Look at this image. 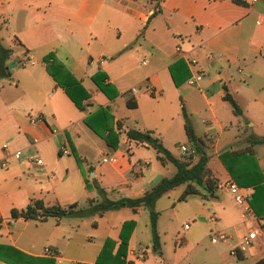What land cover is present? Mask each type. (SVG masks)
<instances>
[{"label": "crops", "instance_id": "crops-1", "mask_svg": "<svg viewBox=\"0 0 264 264\" xmlns=\"http://www.w3.org/2000/svg\"><path fill=\"white\" fill-rule=\"evenodd\" d=\"M244 1L0 0V42L17 56L14 65L6 58L9 74L0 77V147L7 143L0 153L7 161L0 167V264H166L161 239L171 237L180 253L169 264L264 260V237L230 253L249 227L264 224V142L254 143L251 153L231 152L264 135V0ZM24 56L28 60L20 64ZM198 69L202 77L188 83ZM225 90L241 113L232 110ZM183 105L207 143L214 179L213 190L183 200L191 217L199 218L202 231L194 240H185L191 224L170 231L160 226L159 211L155 248L143 207L107 210L89 222L11 218V208L34 197L62 205L99 197L86 186L88 173L110 197L143 194L176 167L161 163L152 146L128 140L125 131L148 130L180 157L179 145L188 152L193 146ZM224 180L250 188L257 220L243 218L232 194L216 185ZM217 229L230 237L201 247ZM3 245L18 251L10 255ZM46 246L57 254L45 253ZM38 247L43 249L33 250Z\"/></svg>", "mask_w": 264, "mask_h": 264}, {"label": "trees", "instance_id": "trees-1", "mask_svg": "<svg viewBox=\"0 0 264 264\" xmlns=\"http://www.w3.org/2000/svg\"><path fill=\"white\" fill-rule=\"evenodd\" d=\"M234 1L240 3L245 2L244 0ZM9 53L10 49L2 45L0 42V77L7 76L9 74L5 63ZM224 98L230 102L232 105V110L235 113H241V107L227 90L224 92ZM182 110L185 117L186 135L191 142L194 141V146H192V151L189 154L182 155L180 157L174 155L161 143L158 137L153 136L148 130L128 128L125 131L128 140H132L135 143L141 145L152 146L156 150V157L161 163L172 162L176 167L174 173L159 177L149 188L144 191L143 194L139 196L123 195L115 198L110 197L107 195L105 189L99 184L97 179L94 178V176L89 177V174H86L84 177L86 186L95 188L99 193V197H88L86 202L83 204L75 201L68 205H62L58 202L46 204L43 199L34 197L31 198L30 202L24 207L11 208V218L22 216L27 219L41 221L47 219L48 217H54L56 220H58L63 216L85 217L90 215H102L107 210L117 209L124 206L130 207L133 211H136L139 207H143L146 208L149 213L153 245L155 248H159L160 239L157 228L159 210L155 206L156 200L169 189L181 184H184V188L177 196V200H184L192 194H201L202 189L205 191H211L214 188V179L211 176L212 170L208 165V160L211 154L207 149V143L203 137L197 135L194 132L193 127L189 123L184 105L182 106ZM110 136L111 131L105 135L108 142H110ZM258 142H264V135L253 136L249 146L237 150H231V152L234 154L251 153L253 152V144ZM116 144L117 138L113 146H116ZM225 152L226 151H223L221 156H225ZM75 156L78 163H80L82 160L80 155L76 153ZM194 156L197 157L195 161H193ZM132 222L133 221L124 222L123 227L125 228L128 223ZM3 246L11 249L8 251L10 255L13 254V250L16 252L18 251L12 246ZM1 257L2 256L0 255V258ZM4 260L10 264H14V261L11 259ZM252 264H264V260L258 259Z\"/></svg>", "mask_w": 264, "mask_h": 264}, {"label": "built area", "instance_id": "built-area-1", "mask_svg": "<svg viewBox=\"0 0 264 264\" xmlns=\"http://www.w3.org/2000/svg\"><path fill=\"white\" fill-rule=\"evenodd\" d=\"M208 58H212V54L208 53L207 55ZM28 60V57L24 56L20 59V64H25ZM190 63H195L196 60L194 58L189 60ZM203 71L201 69L198 70H194V74L191 75L190 77H188L186 79V81L188 83H194L196 82L198 79H200L202 77ZM136 87H132V90H135ZM145 91L152 93L154 91V87L152 84H147L145 86ZM31 120L34 121L36 120V118H32ZM7 149V143H2L1 147H0V153L3 150ZM179 149L181 151V153L183 155L189 154V152L192 151V149H190V151L188 152V148L186 147L185 144H181L179 145ZM65 151V149H63ZM13 154L15 156H19L20 155V151L19 150H15L13 152ZM32 161H34L37 164H41L42 163V159L40 157L37 156H33L31 155L29 157ZM7 161L6 159L3 157L0 158V167L6 166ZM216 185L219 188L225 189L227 191H229L232 194L233 199L240 204L241 208H242V216L243 218H252L257 220V216L254 212V210L252 209L251 205H250V201H249V197H250V188L249 187H243L241 185H239L236 181L234 180H224V181H217ZM189 226V223L186 222L183 224L184 228H187ZM230 237V234L223 230V229H217V230H212L209 233V239L211 242L216 243V242H220V241H224L227 240ZM258 237H264V224H261L259 222H256L255 225L249 227L239 238L237 245L233 246L230 248V253L232 255H237L240 251H244L246 250L255 239H257ZM178 241L181 240L180 237H178L177 239ZM44 252L47 254H57L56 250L46 246L44 248Z\"/></svg>", "mask_w": 264, "mask_h": 264}, {"label": "rangeland", "instance_id": "rangeland-1", "mask_svg": "<svg viewBox=\"0 0 264 264\" xmlns=\"http://www.w3.org/2000/svg\"><path fill=\"white\" fill-rule=\"evenodd\" d=\"M16 59H17V56L16 54L13 53L8 57L7 63L9 65H14V62L16 61ZM75 154H74V157L76 158ZM71 155L73 157L72 152H71ZM183 186L184 185L181 184V185L174 187L175 194L178 189L182 190ZM175 194L174 193L172 194V192L167 193V194L164 193L156 200V208L160 211L159 225L165 226L167 229L169 227H171L172 229H175V228L182 229L183 223L185 221L188 222L189 224H191V228L188 231L190 234H192V236H188V238L185 239L186 243H188L194 240L193 238H197V236L202 231L198 227L199 218L191 217L190 210L188 206L186 205V203L188 202H185L183 200L178 201L176 199L177 195ZM188 199H189L188 201H191L192 198H188ZM83 202L84 200L80 201V203H83ZM92 217L93 215L85 216L81 218L75 217V216H66L65 219H67L66 221H76V222H79L82 219L84 220L87 219V221L89 222V219H91ZM50 219L52 218H49V220ZM47 223H50V222H45L41 225H47ZM168 230L170 231L171 229H168ZM161 242H162L161 244H162V250H163L162 258L166 260V264H169L174 259V257L179 255L180 245L174 242V237L167 238L166 240L161 239ZM209 242H211L209 240V237H205L200 242L201 247L203 244H210ZM40 249L42 250L43 248L38 247L37 249H33V250L39 251Z\"/></svg>", "mask_w": 264, "mask_h": 264}, {"label": "water", "instance_id": "water-1", "mask_svg": "<svg viewBox=\"0 0 264 264\" xmlns=\"http://www.w3.org/2000/svg\"><path fill=\"white\" fill-rule=\"evenodd\" d=\"M192 145L194 146V141H192ZM92 173V172H91Z\"/></svg>", "mask_w": 264, "mask_h": 264}]
</instances>
